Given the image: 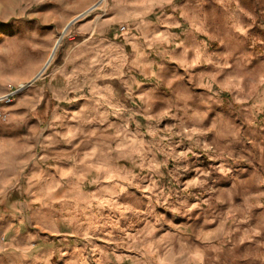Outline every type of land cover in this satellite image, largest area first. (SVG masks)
Wrapping results in <instances>:
<instances>
[{
    "label": "rangeland",
    "instance_id": "374dc122",
    "mask_svg": "<svg viewBox=\"0 0 264 264\" xmlns=\"http://www.w3.org/2000/svg\"><path fill=\"white\" fill-rule=\"evenodd\" d=\"M98 1L0 0V80L47 74L68 36L110 0L63 34L65 25ZM256 1L200 0L204 29L178 33L187 46H126L119 107L54 127L58 140L39 150L56 156L35 157L2 192L8 249L50 251L49 264H243L247 256L264 264V13L253 11L264 0ZM228 5L252 12L230 15ZM23 161L0 157V185ZM41 168L55 182L41 174L31 183Z\"/></svg>",
    "mask_w": 264,
    "mask_h": 264
},
{
    "label": "crops",
    "instance_id": "0c3cea01",
    "mask_svg": "<svg viewBox=\"0 0 264 264\" xmlns=\"http://www.w3.org/2000/svg\"><path fill=\"white\" fill-rule=\"evenodd\" d=\"M256 3L259 4V0ZM211 4L214 5L215 1ZM203 6L200 0H110L103 15L80 23L76 31L68 36L67 46L51 70L44 76H38L3 107L8 120L0 126V157H23L27 162L20 164L18 173H8V183L0 185V196L20 183L32 159L56 156L50 150H39L40 146H53L58 140L54 127L82 120L83 112L88 109L119 107L121 96L115 79L123 74L120 66L127 60L126 46L134 49L135 53H138L139 44L144 40L187 46V41L179 34L184 33L185 37L191 38L193 30L204 29L200 25L203 24L200 18ZM228 6L224 12L230 15L252 12L244 6L243 10L240 6L234 9ZM259 7H254L253 11L264 13V7ZM190 11L196 14L195 18L189 16ZM229 23H232L231 18ZM34 78L35 74L20 79L18 83L2 79L0 95L26 85ZM139 96L138 99H141ZM17 128L21 129L17 131ZM70 137L67 135L65 138ZM33 173L31 183L39 181L37 176L41 174L49 175L47 183L56 180L55 172L50 168H41V171ZM0 221L3 222V219ZM11 247L13 249H8L1 234L0 264H49L45 261V254H50V251L36 252L28 245ZM40 254L44 255V262L37 257ZM251 258L247 256L243 264H248Z\"/></svg>",
    "mask_w": 264,
    "mask_h": 264
},
{
    "label": "built area",
    "instance_id": "2783aa9c",
    "mask_svg": "<svg viewBox=\"0 0 264 264\" xmlns=\"http://www.w3.org/2000/svg\"><path fill=\"white\" fill-rule=\"evenodd\" d=\"M25 87L18 86L15 89H10L7 93L0 95V126L5 124L8 120L7 113L4 110V105L9 104L12 98L18 95Z\"/></svg>",
    "mask_w": 264,
    "mask_h": 264
},
{
    "label": "water",
    "instance_id": "95a60500",
    "mask_svg": "<svg viewBox=\"0 0 264 264\" xmlns=\"http://www.w3.org/2000/svg\"><path fill=\"white\" fill-rule=\"evenodd\" d=\"M101 1L102 0H99L97 3H95L92 7H90L86 12H83L82 14H80V15H78L76 18H74V19H72L71 21H69L66 25H65V27H64V29H63V34H64V32L76 21V20H78L81 16H83V15H85L86 13H88L89 11H91V10H93L94 8H96L97 7V5L98 4H100L101 3ZM58 43H59V41H57V43H56V45H55V47L53 48V51H52V54H51V56H50V59L52 58V56H53V54H54V52H55V50H56V48H57V45H58ZM48 64V63H47ZM41 72L42 71H40L39 73H38V75L31 81V82H29L28 84H26V85H23L24 87H27L28 85H30L40 74H41Z\"/></svg>",
    "mask_w": 264,
    "mask_h": 264
}]
</instances>
